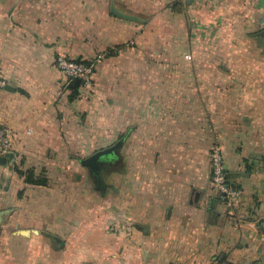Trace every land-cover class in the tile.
<instances>
[{"label":"crops","instance_id":"obj_1","mask_svg":"<svg viewBox=\"0 0 264 264\" xmlns=\"http://www.w3.org/2000/svg\"><path fill=\"white\" fill-rule=\"evenodd\" d=\"M262 32L264 0H0L1 264H264ZM59 54L94 64L91 88ZM102 149L89 209L76 156Z\"/></svg>","mask_w":264,"mask_h":264},{"label":"built area","instance_id":"obj_2","mask_svg":"<svg viewBox=\"0 0 264 264\" xmlns=\"http://www.w3.org/2000/svg\"><path fill=\"white\" fill-rule=\"evenodd\" d=\"M191 59L190 55L186 56ZM56 65L67 78L68 83H74L76 79L81 80V85L85 88H91L94 75V64L83 60H73L59 54L56 59ZM5 80L0 76V87H4ZM12 149V132L0 124V150L5 156H8ZM211 180L217 191L219 199L231 206L240 197V191L229 185L226 170L225 159L222 146L215 143L211 148ZM220 264H230L222 262Z\"/></svg>","mask_w":264,"mask_h":264},{"label":"rangeland","instance_id":"obj_3","mask_svg":"<svg viewBox=\"0 0 264 264\" xmlns=\"http://www.w3.org/2000/svg\"><path fill=\"white\" fill-rule=\"evenodd\" d=\"M209 9L211 10V12L212 11L214 12V15H217L218 10L214 11L215 8H212V7H209ZM211 12H210V16H211ZM217 17L218 16H216L215 18H217ZM215 30H217V29H215ZM224 30H225V33L228 34V35L235 34L234 28L228 27V28H226ZM90 153L89 154L85 153L84 155H77L76 158L78 160H76L77 162H76V165H75L78 168V170H80V168H82V176H81V178H82V183H83V193H84L85 197L90 198L89 201L85 202V207H89V209H90V206H91V203H92L91 202L92 201V196H96L98 194L106 195L107 194V186H108V167L107 166H106L107 168H105L103 170V172L100 173L98 178L93 175V172H92L90 166L84 165L82 163V167H81V162H83L84 160H86L87 158H89L92 155V154L90 155ZM74 157L75 156H71V155L68 156L69 163H73ZM69 165L70 166H69V171H68V178H69V181L71 180V182H74L75 181V177H76L75 176L76 171L74 170L75 166H71V164H69ZM70 167L72 169H70ZM15 168L17 169V166H15ZM47 173H48V171L43 169L39 173V176H37L36 180L37 181L45 180L47 178V175H48ZM74 188L75 187H73V186L70 187L71 191L72 190L75 191ZM77 191H79V187L77 188ZM9 259H11V258L9 257ZM0 264H1V262H0Z\"/></svg>","mask_w":264,"mask_h":264},{"label":"water","instance_id":"obj_4","mask_svg":"<svg viewBox=\"0 0 264 264\" xmlns=\"http://www.w3.org/2000/svg\"><path fill=\"white\" fill-rule=\"evenodd\" d=\"M117 13V12H116ZM118 15L124 16L125 18L131 19V20H137L138 18L136 16L133 15H123V14H119ZM262 36H264V32L261 33ZM81 85V80L80 79H76L75 82L72 84V87L75 86H80ZM111 154H113V149H102L97 151L96 153L92 154L89 158H87L86 160H84L82 163L84 165L87 166H92L94 164L95 161L99 160V158L103 157V156H110ZM1 162L6 163L7 162V158L6 157H2L1 158Z\"/></svg>","mask_w":264,"mask_h":264},{"label":"flooded vegetation","instance_id":"obj_5","mask_svg":"<svg viewBox=\"0 0 264 264\" xmlns=\"http://www.w3.org/2000/svg\"><path fill=\"white\" fill-rule=\"evenodd\" d=\"M108 162H109L108 156L107 157L103 156L99 158V160L95 161L94 164L90 167L93 172V175L98 178L100 173L103 172L105 168H107L106 166H108Z\"/></svg>","mask_w":264,"mask_h":264},{"label":"trees","instance_id":"obj_6","mask_svg":"<svg viewBox=\"0 0 264 264\" xmlns=\"http://www.w3.org/2000/svg\"><path fill=\"white\" fill-rule=\"evenodd\" d=\"M86 62V61H85ZM90 63V62H88ZM18 172L21 174V175H25L26 176V181L27 183H40V184H44L46 182V180H41V181H37L35 178H34V174L32 172H22L21 170H18Z\"/></svg>","mask_w":264,"mask_h":264}]
</instances>
